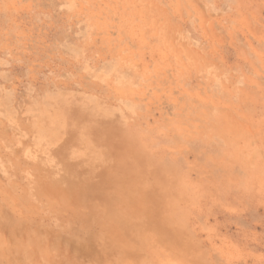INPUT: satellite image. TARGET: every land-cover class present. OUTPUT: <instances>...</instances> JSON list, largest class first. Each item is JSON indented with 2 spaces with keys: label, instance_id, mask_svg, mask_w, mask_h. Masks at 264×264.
Returning <instances> with one entry per match:
<instances>
[{
  "label": "rangeland",
  "instance_id": "obj_1",
  "mask_svg": "<svg viewBox=\"0 0 264 264\" xmlns=\"http://www.w3.org/2000/svg\"><path fill=\"white\" fill-rule=\"evenodd\" d=\"M0 264H264V0H0Z\"/></svg>",
  "mask_w": 264,
  "mask_h": 264
}]
</instances>
